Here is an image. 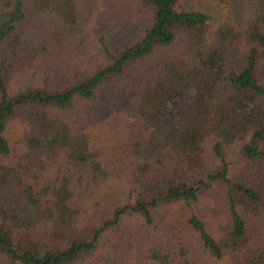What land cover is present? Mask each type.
Segmentation results:
<instances>
[{
  "label": "trees",
  "instance_id": "16d2710c",
  "mask_svg": "<svg viewBox=\"0 0 264 264\" xmlns=\"http://www.w3.org/2000/svg\"><path fill=\"white\" fill-rule=\"evenodd\" d=\"M0 264H264V0H0Z\"/></svg>",
  "mask_w": 264,
  "mask_h": 264
}]
</instances>
